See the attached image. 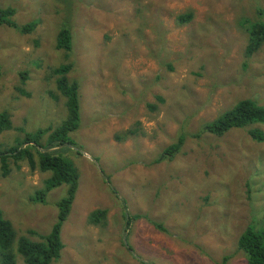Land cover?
I'll use <instances>...</instances> for the list:
<instances>
[{"label":"rangeland","instance_id":"rangeland-1","mask_svg":"<svg viewBox=\"0 0 264 264\" xmlns=\"http://www.w3.org/2000/svg\"><path fill=\"white\" fill-rule=\"evenodd\" d=\"M10 6L20 27L36 26L0 25V112L13 124L0 151L67 120L61 64L72 63L80 101L69 146H32L35 170L9 157L3 176L0 161V209L17 238L40 241L57 220L68 185L38 198L52 175L38 168L48 151L79 173L51 264H248L239 237L264 224V140L249 130L264 133V123L221 136L201 126L240 99L264 105V45L245 51L264 0H0ZM181 14L192 18L181 23ZM64 27L70 51L57 47ZM180 135V151L160 160Z\"/></svg>","mask_w":264,"mask_h":264},{"label":"trees","instance_id":"trees-1","mask_svg":"<svg viewBox=\"0 0 264 264\" xmlns=\"http://www.w3.org/2000/svg\"><path fill=\"white\" fill-rule=\"evenodd\" d=\"M15 12L16 10L11 6L0 7V25L6 24L25 33L31 32L35 28L36 23H29L20 27L13 19ZM191 18V14L179 15L181 23L187 22ZM247 29L249 41L245 51L248 56H252L264 45V20L249 21ZM72 46L71 31L64 27L60 30L57 37V47L70 51ZM72 68V63H65L54 69V73L57 75V89L66 97L67 120L51 132L42 128L36 132L26 131L20 146L0 151L3 176H7L11 172L10 163H7L9 157H13L16 162L27 158L30 168L32 170L36 169L35 157L31 150L33 149L32 146L49 150L71 144L68 134L77 130L80 124L79 83L69 79V73ZM253 123H264V105L258 104L257 101L251 98H244L237 101L215 119L204 122L201 126V131L221 136L234 127H244ZM12 128L13 124L10 114L7 111L0 112V135ZM48 132L50 133L46 140L47 145L44 147L42 139ZM249 133L255 140H264V133L258 128L250 129ZM184 141L185 137L180 135L178 140L164 151L160 160L173 158L180 151ZM43 152L44 154L39 158L38 168L44 172L50 171L52 175L46 180L45 188L38 192V198L44 199L47 192L64 183L68 185L65 195L57 202V220L51 231L47 235L42 236L40 241H33L27 237L17 238L12 222L4 216L3 211L0 209V264H17L14 249L23 256L26 264H51L61 255L60 253L64 246L61 239V228L70 214L76 197L79 186V173L75 167L61 157L52 156L53 154L48 151ZM17 167H20V164L17 163ZM104 213V210L93 212L91 214L92 221H98L101 218V214ZM155 225L164 229L161 224ZM16 243L17 248L15 247ZM238 248L245 253L248 264H264V224L261 228H257L254 224L249 225L239 237Z\"/></svg>","mask_w":264,"mask_h":264}]
</instances>
